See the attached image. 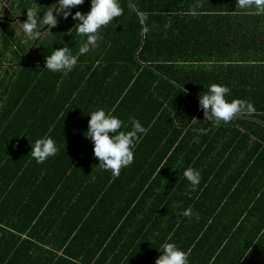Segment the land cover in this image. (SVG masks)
I'll return each mask as SVG.
<instances>
[{"label": "trees", "instance_id": "1", "mask_svg": "<svg viewBox=\"0 0 264 264\" xmlns=\"http://www.w3.org/2000/svg\"><path fill=\"white\" fill-rule=\"evenodd\" d=\"M37 1L14 0V15H27L26 8ZM40 1L45 10L56 3ZM157 1L153 6L151 0H120L123 14L98 31L99 47L80 56L67 74L44 67L54 48L65 45L78 52L84 38L75 35L78 21L72 15H60L52 28L55 36L43 39L32 55V41L17 32L16 24H7L0 37V205L6 206L8 186L20 182L33 162L40 169L35 159L23 156L25 137L50 136L59 145L57 154L76 146L80 156L73 161L86 174L80 185L96 184L97 198L125 183L129 201L120 215L133 218L139 211L153 218L171 207L175 195H167L182 188L184 169H198L206 153L220 157L247 150L248 135L264 136V14L240 10L236 0ZM90 8L85 0L71 12ZM138 11L147 15L143 25ZM213 83L230 89L229 100L251 102L255 112L213 127L199 106V95ZM101 107L124 122L122 130L131 129L130 117L148 129L133 150L134 162L118 177L99 167L86 137L88 113ZM80 219L87 232L90 220ZM0 223V264L73 263L72 244L66 254L46 257L35 238H23L25 229L12 218L0 217ZM9 238L13 242L5 254ZM83 259L90 262L88 256Z\"/></svg>", "mask_w": 264, "mask_h": 264}, {"label": "crops", "instance_id": "2", "mask_svg": "<svg viewBox=\"0 0 264 264\" xmlns=\"http://www.w3.org/2000/svg\"><path fill=\"white\" fill-rule=\"evenodd\" d=\"M159 4L151 0V5ZM246 137L245 151L238 148L220 157L206 153L196 191L186 180L180 190L170 191L168 199L175 198L165 215L143 218L138 211L133 218L122 217L129 201L125 183L96 198V184L80 185L86 174L75 165L73 158L80 153L71 146L43 163L35 161L40 169L33 162L20 182L8 186L0 217L24 228L23 238H35L43 256L64 255L72 244L73 263L60 264H155L166 241L188 251L189 264H264V136ZM36 139L25 137L22 151L28 159ZM188 207L191 218L180 215ZM80 218L90 220L87 232ZM9 240L2 248L5 254ZM85 256L90 262L85 263Z\"/></svg>", "mask_w": 264, "mask_h": 264}, {"label": "clouds", "instance_id": "3", "mask_svg": "<svg viewBox=\"0 0 264 264\" xmlns=\"http://www.w3.org/2000/svg\"><path fill=\"white\" fill-rule=\"evenodd\" d=\"M84 2L85 0H56V3L52 4L53 7H47L44 10L42 16L40 15L42 9L26 8L27 20L22 22V31L29 39L36 40L38 37L40 39L41 29L45 26H48L47 29L55 27L60 15H63L65 19L72 15V18L78 21L73 29H75V35L84 38L83 42L75 54L65 45L54 48L51 54L45 57L44 67L52 73L70 72L80 56L86 55L92 48L99 47L98 31L123 14L120 0H90V11L87 13L76 11L73 15L71 9ZM236 7L245 12L264 14V0H236ZM191 14H197L195 9L191 10ZM137 15L140 24L143 25L147 15L142 11H138ZM229 92L230 89L227 86L213 83L207 87L203 95H199V106L204 111V120L210 121L213 127L231 122L237 114L255 112L251 102L242 99L229 100L226 96ZM88 114L90 120L86 137L94 144V156L99 159L98 165L102 170L110 171L113 177H118L122 168L134 162L133 150L141 134L146 133L148 129L138 119L130 117L131 129L122 130L124 122L112 110L106 111L102 107ZM196 120L192 119V122L195 123ZM57 152L58 146L50 136L46 135L31 141L30 154L37 163H43L49 157L55 156ZM183 177L190 183L191 191H196L201 181L200 171L189 166L184 169ZM193 214L191 207L180 213L189 218ZM196 215L198 216V213ZM158 249L161 255L156 259L155 264H189V252L175 242L166 241Z\"/></svg>", "mask_w": 264, "mask_h": 264}, {"label": "flooded vegetation", "instance_id": "4", "mask_svg": "<svg viewBox=\"0 0 264 264\" xmlns=\"http://www.w3.org/2000/svg\"><path fill=\"white\" fill-rule=\"evenodd\" d=\"M2 1V0H0ZM6 5L4 6V8H2V11L0 12V37L2 35V32L6 29L7 24L8 23H11V24H16V25H19L18 26V31L20 33H23L22 31V20L23 22L27 20V18L24 16H21V15H14L16 14L15 10L13 9V4H14V0H9V2L5 3ZM12 5V6H11ZM55 15V13H54ZM47 28L48 26H45L43 29H41V33H40V39L39 37L36 39V46L35 47H31L30 48V54H32V52H35L36 51V47L38 46V43L39 41L41 40L42 36L46 35L45 33L47 32ZM28 40L33 41V39H29ZM35 42V40H34ZM19 67L16 66V68Z\"/></svg>", "mask_w": 264, "mask_h": 264}, {"label": "rangeland", "instance_id": "5", "mask_svg": "<svg viewBox=\"0 0 264 264\" xmlns=\"http://www.w3.org/2000/svg\"><path fill=\"white\" fill-rule=\"evenodd\" d=\"M8 3L9 2V0H2V1H0V12L2 11V8H4V6L6 5L5 3ZM12 6V5H11ZM32 8H36V9H42V11H41V13H40V15L42 16L43 15V12H44V6L42 5V1H40V0H38L37 1V3H35L34 5H33V7ZM21 16H25L26 18H27V15H24V14H21ZM23 22V21H22ZM18 26L19 25H16V28H17V32L19 33V31H18ZM59 32H61V28L59 29ZM24 34V33H23ZM46 35H44V36H42V38H41V40L39 41V43H38V45L42 42V40L43 39H45V38H47V37H49V36H51V35H53V36H55V32L53 31V29L52 30H50V29H47V32L45 33ZM23 37H26L25 35H23ZM28 39V38H27ZM36 40H35V42H34V40L30 43V46H29V44H28V46H29V52H30V48L33 46V47H35L36 45ZM33 53H35V52H32V54ZM31 54V55H32Z\"/></svg>", "mask_w": 264, "mask_h": 264}]
</instances>
